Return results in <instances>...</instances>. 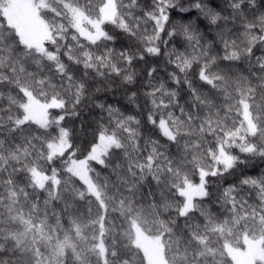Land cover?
Here are the masks:
<instances>
[{"label": "snow or ice", "instance_id": "snow-or-ice-1", "mask_svg": "<svg viewBox=\"0 0 264 264\" xmlns=\"http://www.w3.org/2000/svg\"><path fill=\"white\" fill-rule=\"evenodd\" d=\"M253 159L264 0H0V264H264V174L212 190Z\"/></svg>", "mask_w": 264, "mask_h": 264}, {"label": "trees", "instance_id": "trees-1", "mask_svg": "<svg viewBox=\"0 0 264 264\" xmlns=\"http://www.w3.org/2000/svg\"><path fill=\"white\" fill-rule=\"evenodd\" d=\"M194 18V17H193ZM176 17L173 16V20ZM162 35V40L167 41L169 37L164 34ZM175 41L165 45L164 43H160V47L163 55L160 57H152L150 58L149 67L156 66L160 69V77L164 78L167 72H171L174 70V66L167 63L168 61V53L175 46ZM182 43V41H181ZM180 51H184V48H180ZM259 54V53H257ZM143 67V65L141 66ZM246 67V65L244 66ZM137 75L139 78L146 83V78L143 76V73L140 72V69H136ZM247 74V73H245ZM171 84V81H168ZM101 97V102L110 103L116 107L121 108L122 111H125L126 114H135L138 109H136L133 105H128L127 100L124 98L122 93L118 88H113L110 91L102 92L97 94ZM126 106V107H125ZM80 115L77 117H68L67 124L68 127L75 133L76 135V143L81 147H85L92 140V132L96 127V122L100 119V111L93 107L92 103L85 99L84 106L79 109ZM145 130L142 127L141 132L143 133ZM241 173L244 175L259 177L261 174H264V161H260L257 159L250 160L247 164L239 165L234 175L227 176L226 180L217 178L213 183V192L216 193L217 186L224 187L227 186V183L236 182L238 177H241ZM246 190V198L250 203H256V196L253 192L251 195H247ZM215 198V197H214Z\"/></svg>", "mask_w": 264, "mask_h": 264}]
</instances>
